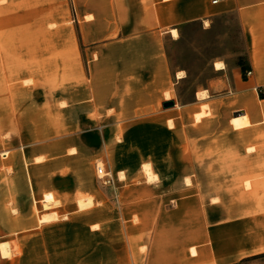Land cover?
Here are the masks:
<instances>
[{
  "label": "crops",
  "instance_id": "0c3cea01",
  "mask_svg": "<svg viewBox=\"0 0 264 264\" xmlns=\"http://www.w3.org/2000/svg\"><path fill=\"white\" fill-rule=\"evenodd\" d=\"M214 1H39V26L56 29L37 40L53 44L39 57L73 60L72 82L25 104L21 129L0 146V155L8 153L0 157V244L13 249L11 242L48 224L45 215L110 218L97 205L109 199L96 180L102 161L132 172L122 191L119 264H243L264 256V0ZM230 13L245 34L253 76L236 68L226 80L218 71L222 77L182 102L188 76L172 69L167 38ZM170 101L175 106L165 109ZM161 154L167 164L155 161ZM146 165L183 173H160L148 184L140 179ZM80 195L93 198L92 208ZM55 203L57 211L42 215ZM91 220L107 235L106 222Z\"/></svg>",
  "mask_w": 264,
  "mask_h": 264
},
{
  "label": "rangeland",
  "instance_id": "374dc122",
  "mask_svg": "<svg viewBox=\"0 0 264 264\" xmlns=\"http://www.w3.org/2000/svg\"><path fill=\"white\" fill-rule=\"evenodd\" d=\"M39 1L32 0L30 3L25 0H0L1 147L7 146L13 140L14 135L9 137L8 131L15 132L21 129L17 119L23 113L25 104L39 98L41 92L49 93L51 90L62 87L64 82H72L70 74L73 60L39 57L42 53L37 51L41 46H44L46 50H52L53 48H49V46H53V44L37 40L40 36L53 34L56 30L55 26L48 28L39 26L43 16V13L38 10ZM44 15L46 16V13ZM8 19L17 25L4 26L3 23L8 22ZM209 24L208 27L200 23L184 26L179 31L177 30L178 37L176 39L168 37L166 40L172 69L184 71L188 76L187 81L179 86L182 102L190 101L195 90L222 77L217 73L221 71L217 68V64L225 66L222 70L227 73L226 80L231 79L234 69L239 68L242 71L243 68L248 67L247 42L238 15L236 13L223 15L214 18ZM52 54L54 52L45 53L50 56ZM247 78L246 75L245 79ZM118 142L120 139L117 140ZM177 142L182 143V139ZM176 150L181 151L178 147ZM166 156V154H161L156 157L155 161L167 164ZM171 157L173 159V156H170V159ZM176 158V163L182 164V153L177 154ZM97 166H103L111 171L115 180L112 186H105L96 175L100 188L109 192V199L105 203L97 205H102L99 207L103 211L107 207L106 210L112 214L110 218H103L101 214H96L93 217L99 223L106 222L107 235L102 234L101 224L90 227L93 214L86 215L81 212L75 218H70L64 211L60 219L56 214H50L56 216L57 221L47 222L45 227L33 231L26 239L14 240L11 242L13 249L8 243H1L0 264H119L120 223L124 222L125 226V221L121 217L125 210V197L122 195V191L130 181L127 174L132 172H120L117 168H113L108 163L106 165L102 161L97 162L95 167L97 168ZM150 166H144L140 172V179L148 184L157 182L161 174L168 177L173 173L179 176L183 173L182 169H179L180 166L176 171L160 170L156 172ZM147 167L152 168L155 177L149 178L145 170ZM133 196H137V194ZM88 198L92 199L90 206L92 208L94 205L92 197L80 195L78 201ZM58 206L55 203L51 209L46 210L41 205V208L45 210L42 215L57 211L55 208H60ZM78 208L80 209L79 203ZM130 209H134V206ZM80 210L82 211V209ZM136 222L137 219H134V223ZM89 231L92 234L89 235ZM95 232L99 233L95 234ZM243 264H264V256Z\"/></svg>",
  "mask_w": 264,
  "mask_h": 264
},
{
  "label": "built area",
  "instance_id": "2783aa9c",
  "mask_svg": "<svg viewBox=\"0 0 264 264\" xmlns=\"http://www.w3.org/2000/svg\"><path fill=\"white\" fill-rule=\"evenodd\" d=\"M219 0H215L214 4H217ZM248 77H252L253 76V72L249 71L247 73ZM3 159H6L8 157V153H1L0 155ZM97 176L99 178V180H101V182L103 183V185L105 186H112L115 183L113 174L111 171H109L108 169H106L103 166H97Z\"/></svg>",
  "mask_w": 264,
  "mask_h": 264
},
{
  "label": "bare ground",
  "instance_id": "6f19581e",
  "mask_svg": "<svg viewBox=\"0 0 264 264\" xmlns=\"http://www.w3.org/2000/svg\"><path fill=\"white\" fill-rule=\"evenodd\" d=\"M210 24H209V22H205V26L206 27H208ZM172 35H173V37L174 38H177L178 37V32H177V30H173L172 31ZM217 66V68L218 69H224L225 68V66L224 65H222V64H217L216 65ZM180 74V73H179ZM179 77V76H178ZM181 77H185V74L184 73H182V74H180V78ZM207 96V93H203L202 95H200V97H206ZM200 116H197V120H200ZM145 170H146V173H147V175L149 176V178H152L154 175L152 174V171H151V168L150 167H147V168H145ZM155 177V176H154ZM152 181V180H151ZM52 198V197H51ZM51 198H50V196L48 197V201L49 200H51ZM57 218H56V216H49V217H45L43 220H41L42 221V223H45V222H50V221H53V220H56Z\"/></svg>",
  "mask_w": 264,
  "mask_h": 264
},
{
  "label": "water",
  "instance_id": "95a60500",
  "mask_svg": "<svg viewBox=\"0 0 264 264\" xmlns=\"http://www.w3.org/2000/svg\"><path fill=\"white\" fill-rule=\"evenodd\" d=\"M175 106V103L173 101H170V102H166L164 104V108L165 109H170V108H173Z\"/></svg>",
  "mask_w": 264,
  "mask_h": 264
},
{
  "label": "trees",
  "instance_id": "16d2710c",
  "mask_svg": "<svg viewBox=\"0 0 264 264\" xmlns=\"http://www.w3.org/2000/svg\"><path fill=\"white\" fill-rule=\"evenodd\" d=\"M250 70V66H249V64H248V67L247 68H243L242 69V73H243V77L245 78V76L247 75V73H248V71ZM261 96H262V94H261Z\"/></svg>",
  "mask_w": 264,
  "mask_h": 264
}]
</instances>
